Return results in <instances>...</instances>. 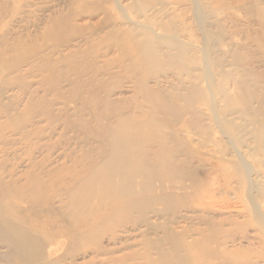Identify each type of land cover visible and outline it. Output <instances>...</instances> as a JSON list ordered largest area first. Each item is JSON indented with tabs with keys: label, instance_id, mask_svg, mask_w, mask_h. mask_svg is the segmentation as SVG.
Here are the masks:
<instances>
[{
	"label": "rangeland",
	"instance_id": "1",
	"mask_svg": "<svg viewBox=\"0 0 264 264\" xmlns=\"http://www.w3.org/2000/svg\"><path fill=\"white\" fill-rule=\"evenodd\" d=\"M0 264H264V0H0Z\"/></svg>",
	"mask_w": 264,
	"mask_h": 264
},
{
	"label": "bare ground",
	"instance_id": "2",
	"mask_svg": "<svg viewBox=\"0 0 264 264\" xmlns=\"http://www.w3.org/2000/svg\"><path fill=\"white\" fill-rule=\"evenodd\" d=\"M67 19L66 18H64V19H60V20H55V22H54V26L56 25V27L57 28H59L61 31H63L64 29V31L62 32V35H65V34H67V32H68V30L70 29L69 27L67 28V22L68 21H66ZM57 21V22H56ZM51 24H52V22H51ZM66 30H67V32H66ZM14 62V61H13ZM12 63V62H11ZM18 65H16V67H17ZM15 67V68H16ZM17 70V69H16ZM222 112H224V111H222ZM218 117V116H217ZM218 119V118H217ZM218 121L216 120V123H217ZM228 124H231V123H223V128H224V131L227 133V134H232V128L230 127V128H228ZM219 127V126H218ZM219 129V128H218ZM228 131V132H227ZM233 135V134H232ZM231 135V136H232ZM230 141H232V140H230ZM234 144V143H233ZM118 154H119V151H118ZM243 159V158H242ZM239 166V171L241 172V174L242 175H238V182H240L241 183V188H243V184H246L247 183V181H248V177H247V175H246V173H245V171L243 172V169L241 168V166H240V164L238 165ZM245 166V165H244ZM246 169V168H245ZM240 188V189H241ZM247 195V194H246ZM14 240L17 242V243H19V244H22V243H24V239L23 238H21V237H19L18 235H14Z\"/></svg>",
	"mask_w": 264,
	"mask_h": 264
}]
</instances>
